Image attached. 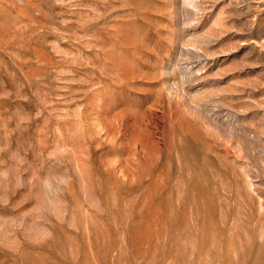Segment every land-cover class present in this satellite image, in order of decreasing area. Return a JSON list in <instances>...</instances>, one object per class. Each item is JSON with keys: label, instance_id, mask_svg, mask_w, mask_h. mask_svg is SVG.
<instances>
[{"label": "rangeland", "instance_id": "374dc122", "mask_svg": "<svg viewBox=\"0 0 264 264\" xmlns=\"http://www.w3.org/2000/svg\"><path fill=\"white\" fill-rule=\"evenodd\" d=\"M0 264H264V0H0Z\"/></svg>", "mask_w": 264, "mask_h": 264}]
</instances>
